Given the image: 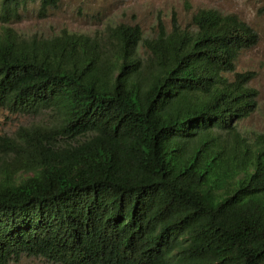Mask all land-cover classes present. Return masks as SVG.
<instances>
[{"label":"trees","instance_id":"obj_1","mask_svg":"<svg viewBox=\"0 0 264 264\" xmlns=\"http://www.w3.org/2000/svg\"><path fill=\"white\" fill-rule=\"evenodd\" d=\"M29 1L59 0H0V108L55 117L0 135V264H264V131L238 127L259 91L236 65L258 32L200 8L154 37L25 36L7 22Z\"/></svg>","mask_w":264,"mask_h":264},{"label":"rangeland","instance_id":"obj_2","mask_svg":"<svg viewBox=\"0 0 264 264\" xmlns=\"http://www.w3.org/2000/svg\"><path fill=\"white\" fill-rule=\"evenodd\" d=\"M200 8H215L236 13L258 32V41L238 55L237 70H252L250 84L259 91L258 107L238 120L246 134L264 131V0H59L43 14L38 1H29L20 9V16L7 22L22 35L52 36L63 29L104 36L109 26L120 22L139 23L145 37H154L161 25L170 31L174 20L183 28H194L192 17ZM146 56V49L140 47ZM54 113L13 112L0 108V135H13L20 126L49 124ZM9 264H63L42 255L23 254Z\"/></svg>","mask_w":264,"mask_h":264}]
</instances>
